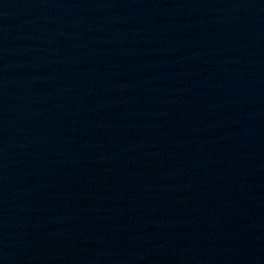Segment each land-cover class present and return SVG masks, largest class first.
<instances>
[{"label":"water","instance_id":"water-1","mask_svg":"<svg viewBox=\"0 0 264 264\" xmlns=\"http://www.w3.org/2000/svg\"><path fill=\"white\" fill-rule=\"evenodd\" d=\"M57 264H264V0H84Z\"/></svg>","mask_w":264,"mask_h":264}]
</instances>
